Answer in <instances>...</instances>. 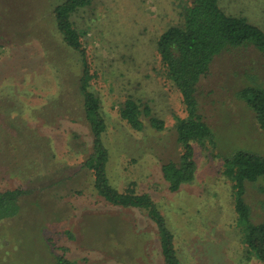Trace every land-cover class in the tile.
I'll list each match as a JSON object with an SVG mask.
<instances>
[{
	"label": "rangeland",
	"instance_id": "1",
	"mask_svg": "<svg viewBox=\"0 0 264 264\" xmlns=\"http://www.w3.org/2000/svg\"><path fill=\"white\" fill-rule=\"evenodd\" d=\"M65 0H0V191L31 190L20 214L0 222V264H163L155 225L137 210L105 204L82 169L92 137L79 94L83 59L69 49L53 16ZM189 0H93L72 16L81 35L106 121L108 175L122 192L148 194L167 220L181 264H261L247 255L237 227L232 187L222 160L236 150L264 156V131L239 98L264 85V57L229 50L211 65L197 88L200 113L216 135V148L194 143V180L168 192L161 165L177 161L175 124L186 116L167 79L157 40L184 24ZM230 16L264 33V0H219ZM132 98L164 121L158 132L145 120L133 130L120 118ZM246 202L264 218V194L247 184Z\"/></svg>",
	"mask_w": 264,
	"mask_h": 264
},
{
	"label": "trees",
	"instance_id": "2",
	"mask_svg": "<svg viewBox=\"0 0 264 264\" xmlns=\"http://www.w3.org/2000/svg\"><path fill=\"white\" fill-rule=\"evenodd\" d=\"M93 0H65L53 10L56 28L66 46L83 59L82 75L79 80V94L83 99L85 120L92 137L91 153L82 163V169L93 177V188L101 200L117 209L142 212L157 229L160 254L163 264H181L176 250L174 235L167 220L148 194H140L132 187L122 192L117 190L108 175L110 154L104 136L106 121L101 112L99 98L91 91L92 75L87 63L86 50L81 35L74 28L72 16L89 7ZM184 24L167 29L157 40V52L167 79L178 90L185 107L186 116L178 118L175 124L177 143L181 154L177 161L161 165V174L168 192L178 193L194 180V143H209L216 148V135L200 113L197 88L200 81L209 74L212 63L229 50L253 48L264 57V33L244 18L227 15L219 0H189V7L183 10ZM239 98L253 113L258 128L264 131V85L254 84L242 88ZM120 118L133 130L149 126L162 132L163 120L157 118L147 104L129 98L119 111ZM222 160V175L230 182L237 227L247 255L264 264V218L257 221L246 202V186L253 184L264 194V156L248 150H236L219 155ZM31 190L0 191V222H8L20 214L23 201ZM264 213V201L260 202ZM56 264H71L62 257Z\"/></svg>",
	"mask_w": 264,
	"mask_h": 264
}]
</instances>
